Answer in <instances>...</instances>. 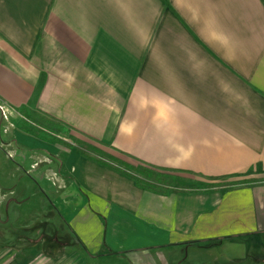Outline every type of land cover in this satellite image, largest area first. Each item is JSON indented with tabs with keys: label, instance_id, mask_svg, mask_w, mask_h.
<instances>
[{
	"label": "crops",
	"instance_id": "crops-1",
	"mask_svg": "<svg viewBox=\"0 0 264 264\" xmlns=\"http://www.w3.org/2000/svg\"><path fill=\"white\" fill-rule=\"evenodd\" d=\"M22 107L202 185L142 187ZM0 145L6 207L41 195L80 245L46 264H264V0H0Z\"/></svg>",
	"mask_w": 264,
	"mask_h": 264
},
{
	"label": "rangeland",
	"instance_id": "rangeland-1",
	"mask_svg": "<svg viewBox=\"0 0 264 264\" xmlns=\"http://www.w3.org/2000/svg\"><path fill=\"white\" fill-rule=\"evenodd\" d=\"M32 119L30 129L44 137L51 138L56 134L64 138L72 137V133L56 121L49 119L40 113L31 111L27 113ZM82 137V136H79ZM83 138V137H82ZM92 153L108 163H113L130 171L141 178L156 185H166L170 189H184L189 186L202 185L201 179L167 170H159L148 167L139 162H126L110 153V150L102 145ZM242 180L241 176L224 178L222 181L234 183ZM14 204L6 207V149L0 145V264L12 259H22L27 253L32 254L27 264L50 263L51 258L65 256L73 253L75 248L80 249L76 238L69 232L60 221L56 212L53 211L44 198L39 194L13 195ZM20 203V204H17ZM25 205L21 209L18 205ZM40 251L42 256H34ZM7 257V258H6Z\"/></svg>",
	"mask_w": 264,
	"mask_h": 264
},
{
	"label": "trees",
	"instance_id": "trees-1",
	"mask_svg": "<svg viewBox=\"0 0 264 264\" xmlns=\"http://www.w3.org/2000/svg\"><path fill=\"white\" fill-rule=\"evenodd\" d=\"M26 108L25 107H22L20 108L19 110V113L22 115L23 117V127L24 129L27 131V132H30V133H34V134H37L35 132H33L31 129H30V125L32 123V119L31 117L26 113ZM53 139L57 140V141H61L63 142L64 144L66 145H70L71 144V140L69 139H64L56 134H51L50 135ZM72 140H73V143L78 147V149L80 150V152L86 156V157H89L93 160H96L98 162H101L103 164H106L108 165L109 167L115 169L116 171L122 173V174H125L129 177H131L132 179L135 180V182L142 186V187H145L147 189H152V190H155V191H168L169 190V187H167L166 185H156V184H153L152 182H149L143 178H141L140 176H138L136 173H134L133 171H130L128 170L127 168H124L122 166H119V165H116V164H113V163H108V162H105L104 160L100 159L97 155H93L91 152L92 150L93 151H97L99 148L94 145V144H91L85 140H82L80 138H77V137H71ZM160 170H163V169H160ZM256 180L257 178H245L244 181H250V180ZM226 184H232L230 181L229 182H226V181H220V182H217V183H214L211 185V187L213 189L221 186V185H226ZM189 190H194L192 188H189Z\"/></svg>",
	"mask_w": 264,
	"mask_h": 264
}]
</instances>
